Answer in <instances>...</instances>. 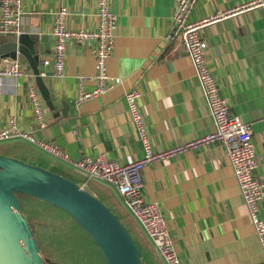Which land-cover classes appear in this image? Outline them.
I'll return each instance as SVG.
<instances>
[{
    "label": "crops",
    "instance_id": "crops-1",
    "mask_svg": "<svg viewBox=\"0 0 264 264\" xmlns=\"http://www.w3.org/2000/svg\"><path fill=\"white\" fill-rule=\"evenodd\" d=\"M253 1L256 0H198L189 20ZM96 5L97 0H25L23 34L37 42L40 72L49 71L42 62L52 58L55 12L62 7L68 9L67 28L92 29ZM112 9L117 25L108 73L120 78L119 85L76 106L77 94L95 86V60L89 42L67 43L63 76L47 73L42 77L50 100V107L42 100L48 120L44 130H39L33 120L25 92L28 78L5 79L0 86V129L13 124L20 132L55 143L68 161L50 155L39 160L28 149L32 144L21 139L6 141L14 144L13 153L4 156L30 165L43 164V169L64 173L78 186L87 180L74 170L73 162L99 153L119 164L141 159L143 150L124 101L125 93L132 88L142 92L144 120L154 151L184 146L213 131L210 110L189 56L177 40L164 39L171 30L174 1L123 0L114 2ZM201 34L208 45L206 62L218 79L221 96L228 102L231 114L249 126L259 157L255 176L264 181V4L212 24ZM21 64L35 82L32 72ZM141 175L143 201L159 205L173 250L182 264L264 261L229 159L220 144L185 149L145 166ZM91 181L86 184L93 195L118 207L115 200L120 197L115 189L111 199L108 190ZM54 213L61 221L64 219L60 237L70 238L72 229L80 230L60 212ZM260 216L264 220V202ZM131 219L124 217L123 221L135 228L134 233L128 232L141 253V263L164 264L136 220ZM66 238L60 240L67 242ZM136 239L140 240L142 251Z\"/></svg>",
    "mask_w": 264,
    "mask_h": 264
},
{
    "label": "built area",
    "instance_id": "built-area-1",
    "mask_svg": "<svg viewBox=\"0 0 264 264\" xmlns=\"http://www.w3.org/2000/svg\"><path fill=\"white\" fill-rule=\"evenodd\" d=\"M123 0H97L95 10V26L92 29H70L65 26L69 16L67 8H59L55 12L52 28L54 38L51 60L42 62L44 68L39 76L62 77L65 69L66 44L89 42L92 56L95 60V86L91 91H80L74 104H81L104 95L109 89L121 83L120 78H112L108 73V62L112 56L117 25L112 4ZM174 10L171 16V30L164 36L165 41L177 40L183 51L189 56L196 78L200 84L206 104L210 110L214 129L184 146H178L166 151L156 152L148 135L142 109V92L132 88L124 95V101L130 114L131 123L138 136L143 150L141 159L127 164H119L99 153L93 157L83 158L73 162L74 170L86 178L111 185L123 200L127 211L141 227L150 240L164 264H182L181 259L173 250L171 235L166 229L165 217L155 203H145L141 196L143 187L141 172L149 164L174 156L185 149L197 148L210 143L220 144L227 155L236 180L241 198L246 207L254 234L264 255V220L260 209L264 202V181L255 176L258 166V154L249 130V126L240 117L231 114L228 102L221 96L218 79L206 62L208 45L201 31L230 16L247 10L250 7L263 5L264 0H256L226 11H217L196 21H190L189 16L198 0H173ZM25 0H0V35L20 36L23 34V8ZM28 78L25 83L27 100L32 110L33 120L39 130L48 125L46 111L32 77L23 69L18 59L5 58L0 63V86L5 79L17 80ZM21 139L46 154L68 161V157L57 144L36 139L30 134L20 132L13 124L0 129V142ZM264 264V261L261 263Z\"/></svg>",
    "mask_w": 264,
    "mask_h": 264
},
{
    "label": "water",
    "instance_id": "water-1",
    "mask_svg": "<svg viewBox=\"0 0 264 264\" xmlns=\"http://www.w3.org/2000/svg\"><path fill=\"white\" fill-rule=\"evenodd\" d=\"M5 58L25 64L50 107L48 90L39 76L36 40L28 34L5 39L0 42V61ZM18 194L68 215L94 242L105 264H142L141 253L125 225L95 195L57 173L4 155H0V264H44Z\"/></svg>",
    "mask_w": 264,
    "mask_h": 264
},
{
    "label": "rangeland",
    "instance_id": "rangeland-1",
    "mask_svg": "<svg viewBox=\"0 0 264 264\" xmlns=\"http://www.w3.org/2000/svg\"><path fill=\"white\" fill-rule=\"evenodd\" d=\"M12 37L13 36H0V40H4L7 38L12 39ZM13 145L14 144H11L9 142H0V154L2 155L12 154ZM28 149L30 152H34V156L39 160H43V158L44 159L49 158V155H47L46 153H44L43 151H41L34 145L28 146ZM33 165L41 167V168L45 167L43 164H40L41 166L38 165V163L33 164ZM62 175H64L63 177L66 176L64 173ZM75 176H78V178L80 177V175L78 174H75ZM94 182H96V184H99L103 186L106 190H108L110 192L111 199L113 198V194L115 192L113 186L108 185L106 183H101L98 181H94ZM86 183L87 181L85 183L81 182L79 186L91 192L89 186ZM18 201L20 203L22 213L24 217L26 218L36 238V241H37V244H38V247L40 249L42 256L43 257L49 256L51 263L53 264H100V262H102V264H104V261H103L104 259L101 256L98 248L95 246V244H93V242L90 241L91 239L88 238V236L84 233V231L81 230L80 227H78L80 228V230L78 229V232H75L73 229L70 232L69 231L70 229L68 228V232L72 234L70 235V238L69 236L68 238L64 236L67 242L62 241L64 237L62 238L60 236H62L63 231H64V226H62V223H64V219L61 221L62 218L56 217L54 212H58V209H55L52 206L44 202H41L31 197L23 196L21 194H18ZM115 201L118 204V207L115 205V208H113V211L114 213H116L119 219L121 221H123L124 217H128L131 219L130 217L131 215L129 214L126 207L124 206L123 200L119 198L118 200L116 199ZM117 210H121V212H118ZM66 220L68 219L66 218ZM124 223L123 224L125 225V227H127L126 229L130 231L131 233H134L135 228L132 227L131 224L128 222H124ZM81 240H83L84 243ZM51 242L52 244H49ZM136 242L139 245V248L141 250L140 240L136 239ZM69 243H72L73 245L71 246V244ZM47 246L51 248L50 252L48 251ZM153 263H155V260H153Z\"/></svg>",
    "mask_w": 264,
    "mask_h": 264
},
{
    "label": "trees",
    "instance_id": "trees-1",
    "mask_svg": "<svg viewBox=\"0 0 264 264\" xmlns=\"http://www.w3.org/2000/svg\"><path fill=\"white\" fill-rule=\"evenodd\" d=\"M1 155V154H0ZM104 193V192H103ZM24 196V195H23ZM26 197H28V196H26ZM105 206H107L113 213H114V211H113V207L110 205V203H108V202H106V201H104L103 200V198L101 197H99V196H96ZM53 207V206H52ZM53 208H55V207H53ZM55 209H57V208H55ZM58 212H60L61 214H63L65 217H67V218H69L72 222H74L68 215H66L64 212H62L61 210H58ZM115 214V213H114ZM120 220V219H119ZM121 222V221H120ZM75 223V222H74ZM76 224V223H75ZM77 225V224H76ZM78 226V225H77ZM79 227V226H78ZM44 258V264H53V263H51L50 262V258H49V256H47V257H43Z\"/></svg>",
    "mask_w": 264,
    "mask_h": 264
}]
</instances>
